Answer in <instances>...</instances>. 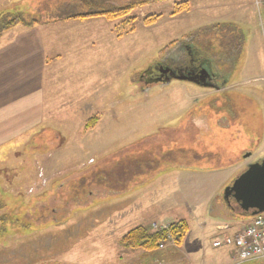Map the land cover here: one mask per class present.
Listing matches in <instances>:
<instances>
[{"label":"rangeland","instance_id":"1","mask_svg":"<svg viewBox=\"0 0 264 264\" xmlns=\"http://www.w3.org/2000/svg\"><path fill=\"white\" fill-rule=\"evenodd\" d=\"M180 1L0 0V28L9 19L50 23L95 5L139 6L130 13L135 30L120 37L122 19L65 29L83 35L73 40L85 42L84 58L75 54L81 47L57 35L62 64L74 68H58L50 93L68 112L58 107L0 145V264H233L229 246L212 245L222 237L215 212L226 211L235 227L249 217L225 192L264 159V0H188L189 11L171 15ZM150 14L162 17L147 26L142 17ZM184 40L219 70L218 89L186 79L148 82L144 73L153 65L187 59ZM172 41L178 42L164 49ZM69 87L75 92L68 95ZM0 96L19 103L18 92ZM48 105L47 115L54 110ZM90 107L102 122L86 132ZM21 120L0 117V132ZM123 191L141 197L135 214L148 219L154 214L147 193L187 195L183 243L168 236L152 251L124 247L123 235L136 225L118 214Z\"/></svg>","mask_w":264,"mask_h":264},{"label":"crops","instance_id":"2","mask_svg":"<svg viewBox=\"0 0 264 264\" xmlns=\"http://www.w3.org/2000/svg\"><path fill=\"white\" fill-rule=\"evenodd\" d=\"M98 20H100V22H103L101 20L110 21V18L106 16L63 18L54 20L50 23H36L31 26L22 24L21 27H18L19 25L16 24L9 29L0 31V90H11V92L20 93L18 104L15 100L9 104L5 96H0V117L5 118L9 115H19L22 119L18 122L17 128L13 129L15 132L12 134L11 132L13 130H8L6 134V131L0 132L4 133V135L0 137V145L9 141L11 139L10 135H23L37 125H41L45 118L48 119V117H52L58 112V107L62 108L64 112H68L67 108H63V105H60V102L58 105H54L57 100L56 97H52L50 93L51 89L55 88L57 84L56 76L58 68L65 65L69 66L70 69L74 68V64H72L71 61L69 65L62 64V60L65 58L63 54L65 51L62 50L61 40H57V35H59V38H62V40L68 38L71 47L72 45L81 47L79 49L81 53H75L76 51L73 53L77 54L78 58H84L86 54L84 50V46L86 45L85 42L73 40V35H75V33H77L79 37L83 35H80L81 32L78 30L77 32H69L68 28L73 29L75 27L82 31L93 23L96 24ZM53 27L58 29L49 30ZM65 29L68 30L65 31ZM86 43L88 44V42ZM83 52L84 54H82ZM197 52L199 56L202 55L199 50ZM68 75L69 77L72 76L71 73ZM74 82H77V80L74 79ZM73 92H75V90L69 87L67 91L68 95ZM48 102H50V107H54V110L47 115V113L45 114V109L49 107ZM65 103L70 104V100H67ZM88 114V118L96 114L100 116L99 111L95 107H90ZM197 174L198 172H196V176H194L195 179ZM151 195H153V193H147L146 195L149 198L147 202L152 206L149 210L154 214V216L150 215L151 217L149 219L152 220H149L146 216L139 217L135 214L139 211L137 209L144 206L141 197H138L135 193H125V191L118 193L117 209L119 215L122 213V220H124L125 223L135 222L136 227L140 225L150 227L154 223L157 225H164L181 219L187 220L186 218H182L183 207L186 212H188V210L190 211L189 197L187 195L183 197L182 195H174L172 193H162L157 198H151ZM213 205H215V202L212 200L209 204V212L211 214L212 211L215 212ZM217 205H219V203H217ZM225 207L231 209V204L225 203ZM221 208L226 209L224 207ZM218 212L222 214V216H220ZM224 212L226 211L215 212L217 215L219 214L216 217L222 222L215 225V232L221 235V238L225 235L233 236L237 234L254 218L250 212L244 211V214H247L249 217L244 219L243 222L240 223V226L235 227L234 224L229 221L230 217L223 218ZM166 218L173 220H165ZM146 222H148V224H145ZM217 239H219L218 236L215 237L213 242ZM229 248L230 250L232 249V247Z\"/></svg>","mask_w":264,"mask_h":264},{"label":"trees","instance_id":"3","mask_svg":"<svg viewBox=\"0 0 264 264\" xmlns=\"http://www.w3.org/2000/svg\"><path fill=\"white\" fill-rule=\"evenodd\" d=\"M137 7L139 6L126 5L123 7H109L107 9H102L101 7L95 5L92 8L93 9L92 11L76 13L75 15L69 16L67 18H92V17H98V16H106L110 19H122L116 25L117 35L120 37V36L129 34L135 30L134 21L137 18L136 16H131L130 13L132 10H134ZM189 10H190L189 1L188 0L180 1V2H177L174 8L172 9L171 15H176L180 12L189 11ZM161 17H162V14H150L148 16L142 17V22L143 24L150 26L156 23ZM19 23H23V21L20 19L6 20V23L4 24V26H2V28H0V31L9 29ZM28 26H31V25H28ZM177 42L178 41H172L171 43L166 45L164 49H169L170 47L175 45ZM185 43L186 42L184 40L182 45ZM182 48H184L186 51L187 59H185V61L180 60V61L174 62V64H170V65H173V67H175V69L178 70L177 73H174L172 75V78L181 79L187 76L188 77L187 80H191V81H195L199 83L196 77L191 76L187 72V70H184L187 65H189L190 67H196L197 61L192 60L193 58L192 54H195L196 51L199 50L198 46L193 45L191 47V46L183 45ZM202 59L207 60L206 63H208V66L211 69H213V66L210 64L211 61H209L208 58H202ZM152 67H154V65ZM99 121H100L99 115H93L90 118H88L84 124L86 132L95 128ZM189 230H190L189 222L185 219L172 222L170 223L169 228L161 229V230H154L149 226L147 227L145 225H140V226L132 228L131 230H129L127 233L123 235L122 244L124 247L130 248V249H143L147 251H152V250H155L158 247L159 243L165 240L169 235H171L172 237H175L178 243L182 244Z\"/></svg>","mask_w":264,"mask_h":264},{"label":"water","instance_id":"4","mask_svg":"<svg viewBox=\"0 0 264 264\" xmlns=\"http://www.w3.org/2000/svg\"><path fill=\"white\" fill-rule=\"evenodd\" d=\"M229 197H232L245 212L252 215L264 212V159L250 163L233 184L227 187L225 198Z\"/></svg>","mask_w":264,"mask_h":264},{"label":"built area","instance_id":"5","mask_svg":"<svg viewBox=\"0 0 264 264\" xmlns=\"http://www.w3.org/2000/svg\"><path fill=\"white\" fill-rule=\"evenodd\" d=\"M222 245L233 248L235 264L264 260V213L254 216L251 222L237 234L225 235L213 242L214 247H221Z\"/></svg>","mask_w":264,"mask_h":264},{"label":"flooded vegetation","instance_id":"6","mask_svg":"<svg viewBox=\"0 0 264 264\" xmlns=\"http://www.w3.org/2000/svg\"><path fill=\"white\" fill-rule=\"evenodd\" d=\"M192 56V60L197 61L196 67H190L189 65H187L184 70H187V72L191 76L196 77L200 84L218 89V79L221 76L219 70L211 69L208 66V63H206L207 60L200 58L201 56L198 55L197 51L195 54H192ZM177 72L178 70L175 69L173 65L160 64L150 69H147V72L144 74V76H146L148 82L158 83L162 81H169V79L172 78V75Z\"/></svg>","mask_w":264,"mask_h":264}]
</instances>
